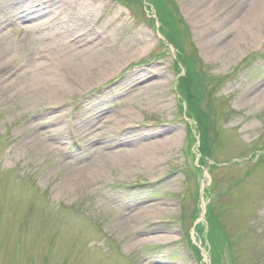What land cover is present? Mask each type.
<instances>
[{
    "label": "rangeland",
    "instance_id": "obj_1",
    "mask_svg": "<svg viewBox=\"0 0 264 264\" xmlns=\"http://www.w3.org/2000/svg\"><path fill=\"white\" fill-rule=\"evenodd\" d=\"M208 2L0 0V264H264V0ZM77 46L105 70L45 101Z\"/></svg>",
    "mask_w": 264,
    "mask_h": 264
},
{
    "label": "bare ground",
    "instance_id": "obj_2",
    "mask_svg": "<svg viewBox=\"0 0 264 264\" xmlns=\"http://www.w3.org/2000/svg\"><path fill=\"white\" fill-rule=\"evenodd\" d=\"M230 1L232 0H209L207 4L201 6V12L199 13L200 20H203V22L206 23L212 21V19H215L220 12H222L225 8H227V6L230 5ZM252 1V3H256L259 0ZM32 13L34 15L35 12ZM32 13H29V15ZM257 20L258 19L253 16L252 12L248 11L245 14L241 15L235 23H237V28L244 32L249 31L250 29H254L256 27ZM236 40L237 36L230 40L226 44V47L217 49V53L220 54L222 49H227V47L229 48V46ZM93 48L94 47L77 46L76 50L78 51H75V54L69 56L61 64H55L54 73L51 79L44 80L45 85H43V87L46 90L45 101L56 104L58 103V101L63 100L66 93L70 92L73 87L78 85H87L89 81H92L93 79L99 77V75L105 70V68H103V66L95 59L94 56L97 54V51ZM4 69V66L0 64V71ZM48 83L52 85L54 91L50 92V89L47 90L46 86H48ZM149 85L150 83L147 85L145 84L140 88H147ZM173 135L175 137L176 134L173 133ZM30 140V144L33 146H38L41 144V142H39V138L33 137ZM171 140L172 139L169 137H164L161 140V144H171ZM150 149H152V147H150ZM119 158L120 159L118 161V165H120L121 169L132 165L129 163V159H126V157H124V155H122L121 153H119ZM136 160L139 161V157H137ZM136 160L134 159V161ZM141 163L148 164L146 160L141 161ZM64 166L67 167L68 164H64ZM69 169L65 173V180L71 183L75 182V185H77L80 181H82L85 185H91L95 181H100L103 172L101 167H94L88 172H82L80 170L71 171Z\"/></svg>",
    "mask_w": 264,
    "mask_h": 264
},
{
    "label": "trees",
    "instance_id": "obj_3",
    "mask_svg": "<svg viewBox=\"0 0 264 264\" xmlns=\"http://www.w3.org/2000/svg\"><path fill=\"white\" fill-rule=\"evenodd\" d=\"M157 5V4H156ZM158 19H159V31H163L164 33L165 32H169L170 28H172L174 25H173V17L170 15V13L165 10V9H160L158 10ZM175 30V29H172V31ZM167 38H170L171 39V36L170 34H167L166 35ZM208 214L209 215H212L211 214V211H208ZM208 221L212 222V218L211 216L209 217ZM208 239H209V244H210V252H211V260H212V263L211 264H218L217 261L218 258H219V251H218V248L216 247V244L214 243V238H213V234L211 233L210 235H208ZM195 249V253L198 255L199 254V249L197 248H194Z\"/></svg>",
    "mask_w": 264,
    "mask_h": 264
}]
</instances>
